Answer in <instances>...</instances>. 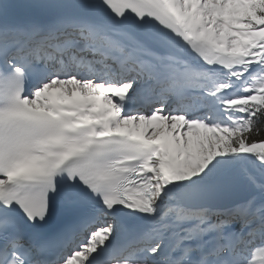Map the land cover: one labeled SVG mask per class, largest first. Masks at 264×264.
<instances>
[{
    "label": "snow or ice",
    "instance_id": "snow-or-ice-1",
    "mask_svg": "<svg viewBox=\"0 0 264 264\" xmlns=\"http://www.w3.org/2000/svg\"><path fill=\"white\" fill-rule=\"evenodd\" d=\"M0 264H264V0H0Z\"/></svg>",
    "mask_w": 264,
    "mask_h": 264
}]
</instances>
